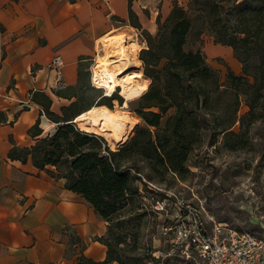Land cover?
Here are the masks:
<instances>
[{"label":"trees","instance_id":"1","mask_svg":"<svg viewBox=\"0 0 264 264\" xmlns=\"http://www.w3.org/2000/svg\"><path fill=\"white\" fill-rule=\"evenodd\" d=\"M158 17L161 18L160 14ZM128 23L142 30L130 9ZM156 25L154 34L145 32V47L138 54L143 76L150 84L138 97L143 104L135 110L143 125L136 124L129 139L113 150L102 135L81 130L73 122L76 115L91 106L104 104L112 108L113 100L122 105V100L113 97L115 92L108 97L111 98L109 103L103 96L96 97L85 108H81L76 92V100L62 107V117H58L50 111V98L43 92L32 91L31 100L42 107L49 119L60 124L53 134L37 139L30 148L13 147L9 151L11 159L25 161L30 156L39 169L54 166L53 174L66 180V188L81 195L107 223V236L97 238L107 248L105 260L94 261L80 255L73 264H123L107 238L114 218L118 219L116 226H120L123 220L119 218L127 207L129 211L139 208L136 199L140 195L135 184L139 180L137 161H143L153 171L161 168L180 173L186 156L207 129L203 110L216 108L224 95L229 96V101L221 107L224 118L216 124L217 135H233L235 122L254 114L257 101L250 92L254 84L249 83L248 77L258 80V89L261 88L264 0H187L186 8L174 0L167 17L162 22L157 20ZM194 26L199 28L198 36L207 30L214 43L232 49L241 63V74L229 71L221 82L219 72L207 63L200 49L185 50ZM255 55L257 65L253 64ZM88 74L90 83V72ZM83 76L85 74L79 71L78 86ZM240 96L245 97L248 111L238 119ZM150 108L157 111H145ZM40 133L36 123L30 134L37 137ZM115 243L119 245L123 241L116 237Z\"/></svg>","mask_w":264,"mask_h":264},{"label":"crops","instance_id":"2","mask_svg":"<svg viewBox=\"0 0 264 264\" xmlns=\"http://www.w3.org/2000/svg\"><path fill=\"white\" fill-rule=\"evenodd\" d=\"M144 3L0 0V30L5 42V56L0 62V264H73L80 255L105 260L107 248L97 238L105 234L107 223L94 208L66 188V180L53 174L54 166L39 169L30 156L25 161L11 159L9 151L13 147L30 148L37 139L53 134L60 124L49 119L32 100L33 105L23 109L17 101L32 91L43 92L51 100L50 111L62 117L61 108L76 100L79 71L88 81V66L100 41L104 37L128 38L126 33L137 30L128 23L129 9L141 29L153 30L155 17H145ZM169 12L170 7L163 5L160 17L166 18ZM113 31L117 32L111 34ZM215 44V54L234 57L230 47ZM56 56L63 61L61 87H55L56 75L50 67ZM99 107L116 112L114 105ZM130 117L140 121L136 115ZM75 118L73 122L81 130L108 139L96 128H82ZM36 123L41 133L33 137L30 129ZM127 139L128 134L112 144L117 147Z\"/></svg>","mask_w":264,"mask_h":264},{"label":"rangeland","instance_id":"3","mask_svg":"<svg viewBox=\"0 0 264 264\" xmlns=\"http://www.w3.org/2000/svg\"><path fill=\"white\" fill-rule=\"evenodd\" d=\"M144 1L145 17L149 18L151 15L155 17L153 30L151 32L145 28L131 30L125 35L128 36L126 38L128 43L132 41L139 45V51L145 47L143 40L145 32L154 34L157 20L164 21L165 18L158 17L162 6L167 5L172 9L174 0ZM176 1L186 8L187 0ZM198 30L199 28L194 26L189 33L185 50L200 49L207 63L219 72L221 82L225 80L229 71L235 75L241 74L239 60L234 58V54L232 58L215 54L216 44L212 35L204 30L198 36ZM116 32L113 31L111 34ZM131 34L134 35L131 37ZM4 56L5 42L0 30V62ZM253 60V64L257 65L258 56L255 55ZM92 63L91 60L89 72ZM138 65L142 71V62L140 61ZM138 68H129L127 73L136 75V71L140 70ZM257 75L259 76L258 73ZM248 81L254 84L250 92L257 101L256 108L252 116L244 118L242 122H235L232 127L233 135L225 137L216 134V124L224 118L220 111L221 107L229 101V96L224 95L216 104V108L212 104L214 109L203 110L207 129L199 143H195L186 156L180 173L161 168L153 171L143 161H137L139 180L135 184L140 195L136 199L139 208L129 211L127 207L119 218L123 220L120 226H116L118 219L114 218L112 230L107 238L112 251L120 257L123 264H193L177 252L171 251V234L168 228L174 224L179 208L183 204L199 208L209 229L215 225L226 226L231 230L249 232L264 240V81L260 89L258 80L248 77ZM132 83L134 85L142 83L148 88L150 80L143 76L139 82L132 79ZM92 87L91 81L89 83L83 76L76 89L81 108H85L96 97L104 95V89ZM222 89L224 87H221ZM120 92L121 90L117 89L113 97L124 103ZM138 97L128 100L123 108H120L117 100L111 102L116 107L115 117L127 121L128 126L139 123L143 125L142 121L130 117L135 115V110L143 104ZM105 98L106 102L111 101V98ZM145 111L157 110L150 108ZM247 111L245 97L240 96L237 118L240 119ZM171 112L172 110L169 114ZM218 115H221L220 118ZM127 129L129 139L133 134V128ZM106 137L107 144L111 142L110 148L115 150V144H112L108 135ZM132 173L134 174V171ZM103 236H107V229ZM116 237H120L123 243L117 245Z\"/></svg>","mask_w":264,"mask_h":264},{"label":"built area","instance_id":"4","mask_svg":"<svg viewBox=\"0 0 264 264\" xmlns=\"http://www.w3.org/2000/svg\"><path fill=\"white\" fill-rule=\"evenodd\" d=\"M63 61L56 56L50 67L55 71V87H61ZM20 107L33 105L31 93L17 101ZM43 112L42 109H40ZM168 228L171 251L177 252L193 264H264V240L246 231H235L226 226L207 227L202 211L183 204Z\"/></svg>","mask_w":264,"mask_h":264},{"label":"bare ground","instance_id":"5","mask_svg":"<svg viewBox=\"0 0 264 264\" xmlns=\"http://www.w3.org/2000/svg\"><path fill=\"white\" fill-rule=\"evenodd\" d=\"M138 49V44L128 43L123 36L104 37L100 41L99 49L90 66V81L93 87L104 89L103 97H110L120 89L125 106L128 100L140 96L147 88L142 84L144 82L138 85L132 83V79L143 77L141 71H136V75L127 73L129 68H135L140 64V60L136 59ZM75 121L79 125L86 126L84 128H97L103 134L110 136L112 142H121L128 133L124 120L117 119L114 113L99 105L91 106L81 112L76 116ZM134 126L131 124L129 127Z\"/></svg>","mask_w":264,"mask_h":264}]
</instances>
